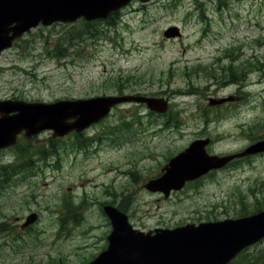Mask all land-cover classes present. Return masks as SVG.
Returning a JSON list of instances; mask_svg holds the SVG:
<instances>
[{
  "label": "rangeland",
  "instance_id": "374dc122",
  "mask_svg": "<svg viewBox=\"0 0 264 264\" xmlns=\"http://www.w3.org/2000/svg\"><path fill=\"white\" fill-rule=\"evenodd\" d=\"M126 3L91 23L35 26L0 55V101L169 100L166 112L124 103L0 153V264H90L109 245L106 208L143 232L264 210V152L169 198L147 189L197 139L218 156L264 140V0ZM232 264H264V240Z\"/></svg>",
  "mask_w": 264,
  "mask_h": 264
},
{
  "label": "water",
  "instance_id": "95a60500",
  "mask_svg": "<svg viewBox=\"0 0 264 264\" xmlns=\"http://www.w3.org/2000/svg\"><path fill=\"white\" fill-rule=\"evenodd\" d=\"M127 1L130 0H0V37L6 41L0 50L10 46L8 25L14 22H17V37L40 22L45 25L56 21L73 22L94 12L98 13L95 17H106L113 8L123 7ZM121 102L147 103L150 109L157 112L167 110L164 100L142 97L97 98L56 104L1 102L0 150L15 145L23 132L28 139L43 130L60 129V132H54V137H58L69 133L70 125L73 129L87 127L99 117L109 114L112 107ZM208 143L195 142L173 158L164 168V174L150 181L147 189L168 196L171 191L182 189L186 182L196 180L210 170L220 169L236 158L264 152V141H260L243 153L219 158L208 155L205 149ZM106 212L113 227L108 238L109 247L91 264H220L226 248L235 250L240 243L257 242L264 235V213L226 222L232 225L220 227L223 232L203 225L146 234L135 230L128 216L119 210L106 208ZM37 219L38 215H33L23 228L34 224Z\"/></svg>",
  "mask_w": 264,
  "mask_h": 264
},
{
  "label": "trees",
  "instance_id": "16d2710c",
  "mask_svg": "<svg viewBox=\"0 0 264 264\" xmlns=\"http://www.w3.org/2000/svg\"><path fill=\"white\" fill-rule=\"evenodd\" d=\"M3 234V231L2 230H0V236Z\"/></svg>",
  "mask_w": 264,
  "mask_h": 264
}]
</instances>
